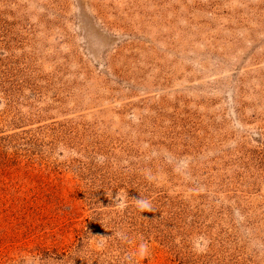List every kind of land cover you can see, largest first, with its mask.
Here are the masks:
<instances>
[{
  "label": "rangeland",
  "instance_id": "1",
  "mask_svg": "<svg viewBox=\"0 0 264 264\" xmlns=\"http://www.w3.org/2000/svg\"><path fill=\"white\" fill-rule=\"evenodd\" d=\"M0 264H264V0H0Z\"/></svg>",
  "mask_w": 264,
  "mask_h": 264
}]
</instances>
